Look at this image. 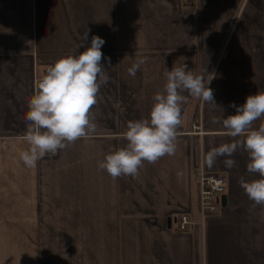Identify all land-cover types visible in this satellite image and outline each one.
<instances>
[{
	"label": "crops",
	"instance_id": "crops-1",
	"mask_svg": "<svg viewBox=\"0 0 264 264\" xmlns=\"http://www.w3.org/2000/svg\"><path fill=\"white\" fill-rule=\"evenodd\" d=\"M93 35L111 61L91 109L96 131L29 169L19 154L29 147L24 116L37 80ZM138 58L146 63L130 76ZM184 63L205 70V83L214 76L208 87L223 111L181 93L175 154L112 179L98 162L126 146L128 122L149 117L165 70ZM262 91L264 0H0V264H264V206L241 187L261 178L247 171L249 154L203 163L213 147L240 139L214 120ZM262 124L264 116L252 129ZM195 168L224 180L225 206L204 222L189 213ZM183 214L195 224L180 231Z\"/></svg>",
	"mask_w": 264,
	"mask_h": 264
},
{
	"label": "clouds",
	"instance_id": "clouds-1",
	"mask_svg": "<svg viewBox=\"0 0 264 264\" xmlns=\"http://www.w3.org/2000/svg\"><path fill=\"white\" fill-rule=\"evenodd\" d=\"M89 32L90 29L84 32L83 42L88 40ZM104 43L102 38L93 35L90 46L78 55H67L54 62L38 82L24 116L27 129L23 140L29 147L19 154L27 168H35L46 154H55L95 133L97 126L91 118V109L97 103L101 86L109 81L105 66H111L110 58L101 51ZM146 60L138 58L128 68V74L134 77ZM165 72L167 82L162 91L154 94L155 103L149 117L128 122L123 133L126 146L107 154L97 164L114 180L121 176L136 177L144 162L155 163L165 155L175 154L182 105L186 101L181 93L187 92L211 105L213 110L223 111L215 104L213 91L208 87L213 75L205 83V70L203 74H196L185 63ZM230 107L235 109V114L214 123H221L228 136L240 139L213 147L205 154L203 163L212 167L218 157H231L243 148L249 154L247 171L261 178L251 182L242 179L241 187L250 201L264 206V124L252 129L254 121L264 116V91L247 96L242 105ZM224 164L232 168L236 162L225 159Z\"/></svg>",
	"mask_w": 264,
	"mask_h": 264
},
{
	"label": "built area",
	"instance_id": "built-area-1",
	"mask_svg": "<svg viewBox=\"0 0 264 264\" xmlns=\"http://www.w3.org/2000/svg\"><path fill=\"white\" fill-rule=\"evenodd\" d=\"M40 81L37 80V84ZM194 184L195 205L189 206V213L196 211L199 220L204 222L209 217L215 215L220 206V196L224 193V180L219 174L208 173L200 168H195L191 174ZM176 218H174L175 221ZM177 229L182 231L185 225L193 226L195 221L192 216L183 214L177 217Z\"/></svg>",
	"mask_w": 264,
	"mask_h": 264
},
{
	"label": "rangeland",
	"instance_id": "rangeland-1",
	"mask_svg": "<svg viewBox=\"0 0 264 264\" xmlns=\"http://www.w3.org/2000/svg\"><path fill=\"white\" fill-rule=\"evenodd\" d=\"M220 61H221V59H219V58H213L212 60H211V66L212 67H217L218 65H219V63H220ZM37 84V83H36ZM38 85V84H37Z\"/></svg>",
	"mask_w": 264,
	"mask_h": 264
},
{
	"label": "water",
	"instance_id": "water-1",
	"mask_svg": "<svg viewBox=\"0 0 264 264\" xmlns=\"http://www.w3.org/2000/svg\"><path fill=\"white\" fill-rule=\"evenodd\" d=\"M225 200H226V199H225V195H221V196H220V206H221V207H224V206H225V203H226ZM168 220H169V219H168ZM168 220H166V221L168 222Z\"/></svg>",
	"mask_w": 264,
	"mask_h": 264
}]
</instances>
